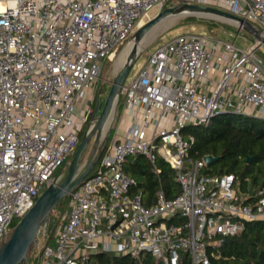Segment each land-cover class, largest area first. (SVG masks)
Segmentation results:
<instances>
[{
    "label": "built area",
    "instance_id": "1",
    "mask_svg": "<svg viewBox=\"0 0 264 264\" xmlns=\"http://www.w3.org/2000/svg\"><path fill=\"white\" fill-rule=\"evenodd\" d=\"M2 3L0 244L70 163L91 122L103 62L151 10L214 7L253 23L264 36V0ZM237 37L180 34L124 82L120 97L131 127L107 143L90 174L62 202L60 224L30 264H91L99 254L128 256L135 264H215L224 239L243 231L246 222L264 221V187L242 194L234 174L207 173L204 157L190 156L194 138L183 135L187 126H208L226 113L264 118L261 49L255 42L238 46ZM138 157L157 175L159 159L168 163L179 193L168 198L160 184L154 201L145 204L137 179L125 169Z\"/></svg>",
    "mask_w": 264,
    "mask_h": 264
},
{
    "label": "trees",
    "instance_id": "2",
    "mask_svg": "<svg viewBox=\"0 0 264 264\" xmlns=\"http://www.w3.org/2000/svg\"><path fill=\"white\" fill-rule=\"evenodd\" d=\"M189 20H196L189 17ZM94 109L92 108L93 114ZM90 116V117H91ZM185 138L192 136L194 143L190 150L192 158L213 155L218 159L212 163L207 173L212 175L234 174L242 194L254 195L264 187V118L242 113H226L214 118L208 126L189 125L183 130ZM252 158L250 162L248 159ZM157 175L143 157L128 161L125 169L138 181L142 189L143 201H154L161 184L167 197L179 193L175 171L164 160L159 159ZM15 221L12 225L14 228ZM48 242L52 239L48 228ZM47 242V243H48ZM221 257L215 264H264V221L246 222L239 234L226 238L218 248ZM37 258H30L29 263ZM91 264H135L131 257H110L99 254L91 258ZM184 264H190L188 260Z\"/></svg>",
    "mask_w": 264,
    "mask_h": 264
},
{
    "label": "water",
    "instance_id": "3",
    "mask_svg": "<svg viewBox=\"0 0 264 264\" xmlns=\"http://www.w3.org/2000/svg\"><path fill=\"white\" fill-rule=\"evenodd\" d=\"M188 16L207 17L233 24L248 33L255 40L256 47L264 51V36L259 28L249 21L214 7L180 4L163 9L155 18L142 25L129 40V45L132 44L131 51L124 65L116 73L104 102L102 88L99 90L90 125L87 127L72 160L59 179L43 191L35 205L20 219L0 244V264H30V253L39 245L38 235L41 229L44 228L45 236H47L50 217L54 209L60 206L68 194L75 190L90 174L106 147L111 137L112 123L121 87L141 54L140 46L155 27L164 20L171 17L179 19ZM90 145H92L91 151L85 158ZM217 159L213 155L204 156V160L209 166ZM251 160L252 158H249L248 162Z\"/></svg>",
    "mask_w": 264,
    "mask_h": 264
},
{
    "label": "rangeland",
    "instance_id": "4",
    "mask_svg": "<svg viewBox=\"0 0 264 264\" xmlns=\"http://www.w3.org/2000/svg\"><path fill=\"white\" fill-rule=\"evenodd\" d=\"M189 17H194L196 20H189L188 19ZM159 28L160 27H158V29ZM183 33H203V34H208L212 36H217L223 40H229V41H234L236 35H238L236 43L238 46H241L243 48H249L252 45V43L255 42V40L248 33H246L244 30L239 29L233 24H230V23H227L221 20L207 18V17H196V16L182 17L177 20L171 21V23H169L164 28L161 27L157 36L154 39H152L145 47L141 49V52H140L141 54L138 57L134 67L131 69L130 73L128 74V77L125 83L130 82V80L138 74L141 67L146 64L148 60V56L151 53H153L159 46L163 45L164 43L168 42L172 38L180 34H183ZM129 42L130 41H127L125 43H122L118 47H116L112 58L109 60H105L103 62L101 77L96 83L95 89L93 91L94 100H93V103L91 104V110L92 108L93 109L95 108L97 95L101 88H102L103 102L106 99L108 92L110 90L111 84L113 80L115 79L116 73L118 72L120 68V67H117V63L119 62L124 50L130 47ZM258 54L264 59V52L262 50H258ZM124 105H125V96L122 95L119 98L117 110L121 111ZM116 112L113 118L111 137L109 138V141H111V139H113L114 137H117L119 139L122 138L124 136L125 130L130 128L132 125V122L130 119L129 120L126 119L124 122V118L120 119V117H118ZM119 119H120V123H119ZM84 133H82L81 140L84 136ZM91 146L92 145L88 147L85 158L88 156L89 152L91 151ZM64 210H65V205L58 206L54 209L53 213L51 214L50 224H49L51 236L54 235L57 226L60 224ZM19 221L20 220H18L17 223ZM38 239H39V245L38 247L32 249L30 253V257H29V262H30V258L35 257V255L38 253L40 248H42L48 242V239L44 233V228L41 229L38 235Z\"/></svg>",
    "mask_w": 264,
    "mask_h": 264
},
{
    "label": "bare ground",
    "instance_id": "5",
    "mask_svg": "<svg viewBox=\"0 0 264 264\" xmlns=\"http://www.w3.org/2000/svg\"><path fill=\"white\" fill-rule=\"evenodd\" d=\"M157 16V11L155 9L151 10L143 19V23L145 24L146 22L152 20L153 18H155ZM209 17H215V16H209ZM174 19L177 18H168L167 20H164L163 22H161L160 24H158L155 29L149 34V36L147 37L146 40H144L143 44L140 46L139 50H141L143 47H145L152 39H154L160 28L161 27H165L167 26L169 23H171V21H174ZM158 27H160L158 29ZM132 45L130 44V47H128L127 49L124 50L119 62L117 63V67H122L124 65V63L126 62V58L129 55L130 51H131ZM111 121V119H110Z\"/></svg>",
    "mask_w": 264,
    "mask_h": 264
},
{
    "label": "crops",
    "instance_id": "6",
    "mask_svg": "<svg viewBox=\"0 0 264 264\" xmlns=\"http://www.w3.org/2000/svg\"><path fill=\"white\" fill-rule=\"evenodd\" d=\"M229 95L232 97V93H229ZM246 109H248V108H246ZM247 113H250V114L254 113L253 115L256 114V112L253 109H250V108L248 109ZM116 114L118 115V117H120V119L124 118V122H125L126 119H128V120L130 119V116H129L130 114L126 110L125 106L123 107V109L121 111L117 110ZM120 119H119V123H120ZM119 123H118V125H119ZM117 133H118V131H117Z\"/></svg>",
    "mask_w": 264,
    "mask_h": 264
},
{
    "label": "clouds",
    "instance_id": "7",
    "mask_svg": "<svg viewBox=\"0 0 264 264\" xmlns=\"http://www.w3.org/2000/svg\"><path fill=\"white\" fill-rule=\"evenodd\" d=\"M0 6L6 8L5 5L2 3V0H0ZM12 6L14 7V4Z\"/></svg>",
    "mask_w": 264,
    "mask_h": 264
}]
</instances>
